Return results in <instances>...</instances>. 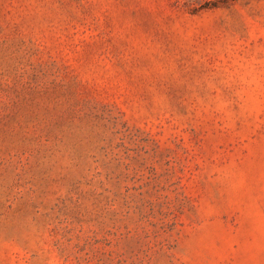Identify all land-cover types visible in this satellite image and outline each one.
I'll use <instances>...</instances> for the list:
<instances>
[{
	"label": "rangeland",
	"instance_id": "1",
	"mask_svg": "<svg viewBox=\"0 0 264 264\" xmlns=\"http://www.w3.org/2000/svg\"><path fill=\"white\" fill-rule=\"evenodd\" d=\"M0 264H264V0H0Z\"/></svg>",
	"mask_w": 264,
	"mask_h": 264
}]
</instances>
